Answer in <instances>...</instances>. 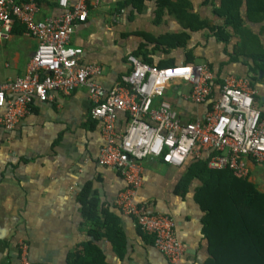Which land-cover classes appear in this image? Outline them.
<instances>
[{"label": "crops", "instance_id": "0c3cea01", "mask_svg": "<svg viewBox=\"0 0 264 264\" xmlns=\"http://www.w3.org/2000/svg\"><path fill=\"white\" fill-rule=\"evenodd\" d=\"M73 1L69 0V3ZM121 1L87 0V18L77 24L70 38L71 45L82 49L81 63H97L102 67V73L96 80L104 89H110L122 75L130 72L129 56L141 60L133 54L141 48L151 58L153 64L145 62L149 65L158 67L159 63L168 60H172L170 65L206 64L221 79L229 74L248 77L255 103L264 106V75L253 78L243 60H229L231 45L225 49L218 46L222 43L208 38L204 51L197 48L192 53L190 49L180 60L166 59L168 55L177 58L174 56L175 48L164 51L163 47H154L155 43L147 41L143 34L158 36L177 31L152 32L151 26L157 27L156 22L161 20L155 19V11L149 28H117L125 19L124 12L133 11L135 14L133 9H136L120 7ZM53 2L46 0L41 3L37 17L59 15L62 8L58 1L57 4ZM148 3L155 10V3L147 1L144 5ZM191 3L193 7L195 3ZM107 8L112 11L111 20L106 17ZM163 17L161 21L180 27L172 15ZM16 24L8 36L0 37V83L22 76L37 46L36 40L21 29L22 25ZM257 29L254 28L255 31ZM138 37L141 42L137 47L129 51L123 48L122 42L129 39L135 42ZM260 39L264 44V35H260ZM110 40L115 46L108 44ZM114 55L117 56L116 64L111 65L108 58ZM196 58L203 61L195 63ZM189 89L184 81H173L168 84L165 96L183 120L194 121L202 117L204 106L189 100ZM90 107L86 87L79 86L69 95L55 91L44 102L35 100L29 112L12 130L0 125V264H20L19 242L27 244L28 256L35 263L70 264V254L81 251L85 241L93 240L88 232L90 225L77 201V195L86 183L91 184L101 211L119 215L125 233L126 248L121 257L107 239L95 241L107 262L170 264L153 244L143 238L134 220L115 207L116 196L126 183L114 169L97 163L102 145L101 129L100 122L91 117ZM127 122V114L120 112L116 129L122 131ZM186 164L178 167L160 159H143L142 184L136 190L134 200L147 212H160L172 218L175 235L184 246L177 264H204L208 257V242L201 231L203 213L192 199V190L197 182L192 183L186 194H182L179 187ZM255 170H258V176L253 174ZM261 176H264V168L252 165L249 179L256 182Z\"/></svg>", "mask_w": 264, "mask_h": 264}, {"label": "built area", "instance_id": "2783aa9c", "mask_svg": "<svg viewBox=\"0 0 264 264\" xmlns=\"http://www.w3.org/2000/svg\"><path fill=\"white\" fill-rule=\"evenodd\" d=\"M57 1L62 8L59 15L38 18L34 0H0V37L8 36L19 23L37 42L24 74L0 83V125L12 130L35 100L44 102L55 91L69 95L85 86L90 115L100 122L97 163L114 169L126 183L115 207L153 236V245L170 264H177L184 246L175 235L172 218L147 212L134 200L142 184L143 159L179 167L208 156L209 168H229L248 177L252 165L264 168V106L255 103L248 77L226 75L216 88L206 64L157 67L133 56L128 57L130 72L104 89L96 80L102 67L81 63L82 49L70 44L75 27L87 18V0ZM173 81L188 84L189 100L204 106L200 119L183 120L167 99L165 91ZM120 112L128 116L122 131L116 129ZM19 250L20 264H44L30 260L25 242H19Z\"/></svg>", "mask_w": 264, "mask_h": 264}, {"label": "trees", "instance_id": "16d2710c", "mask_svg": "<svg viewBox=\"0 0 264 264\" xmlns=\"http://www.w3.org/2000/svg\"><path fill=\"white\" fill-rule=\"evenodd\" d=\"M34 1L38 5L46 2ZM147 1L155 3L157 21L166 14L172 15L185 32L158 36L144 33L147 41L155 43L154 47L160 46L169 51L185 45L190 34L188 31H203L206 38L222 43L225 49L231 45L229 60H243L253 78L264 69V44L260 39L264 33V0H201L202 5L210 6L217 17L216 23L193 13L190 0H122L119 6L140 9ZM53 4H57V0ZM254 24L260 25L257 31L252 26ZM21 29L24 27L21 26ZM232 38L235 39L233 42ZM133 54L153 64L141 48ZM171 61L161 62L158 67L169 66ZM213 74L217 88L222 79L218 73ZM207 157L186 162L188 164L185 163L186 168L179 182L182 194L188 193L192 183L197 182L192 190V199L203 213L201 231L208 242V257L204 264H264V189L258 188L249 177L238 176L229 168H209ZM77 201L90 225L88 232L93 240L85 241L81 251L70 254V264H111L95 241L105 238L119 257L123 255L126 240L119 215L99 209L90 183L83 185ZM136 226L143 238L153 244V236Z\"/></svg>", "mask_w": 264, "mask_h": 264}, {"label": "rangeland", "instance_id": "374dc122", "mask_svg": "<svg viewBox=\"0 0 264 264\" xmlns=\"http://www.w3.org/2000/svg\"><path fill=\"white\" fill-rule=\"evenodd\" d=\"M190 1H193L195 3V4H193L192 12L197 14V16L199 18L209 20L210 23H216L217 22V17L211 12L210 6L208 4L202 5L201 0H190ZM133 10H134L135 14H133V11L130 13L124 12V18L125 19H124L123 23H120L119 25L116 26L117 28H120L121 30H129V29H137V28L146 29L147 27L149 28L148 25H151V22L154 19V17H153L154 8H153V6L148 3V4L143 5L140 9H133ZM106 11H107L106 17H108L111 20L112 11H110L108 8L106 9ZM126 16H129V17L126 18ZM162 18H164V17L162 16ZM162 18H161V20H162ZM161 20L159 22H156V24H158L157 27L156 26L153 27V25L151 26L152 32L163 33L165 31L170 30V31H177V32H180L183 34L185 33L184 30L181 29V27H179L177 24H171V23L169 24V23H165ZM152 24H153V22H152ZM162 24H164V25H162ZM258 27H259V25H258ZM155 28H157L158 30H155ZM254 28L257 29V26L255 24H254ZM189 33H190L189 37L188 38L185 37L186 38L185 45L178 47V49L175 48V50H174V52H175L174 56H176L177 58L173 57L172 55H168L166 57V59H168L169 57H172L174 59L180 60L182 56H185V54L187 52H189L188 50H190V49H191L190 51H192V53L195 52L194 50H196L197 48H200V50H201L200 52H202L203 47H207L206 45H208L209 41H207L208 38H206L204 36L203 31L201 34L199 33V31L189 32ZM261 35L263 36L264 33H262ZM139 39H140V37H138L135 42L130 40V39H129V41L122 42L123 48H125V50H127V51H129L130 49L131 50L134 49L135 47H137V45L140 44L139 42H141V39H140V41H139ZM108 44L110 46H112V45L115 46V44L112 40H110ZM204 44H205V46H204ZM219 45H222V44H218V46ZM142 47H143V45H142ZM192 53H190V54H192ZM196 57H198V56H196ZM108 59L110 61V64L113 65V64H116L117 56L116 55L109 56ZM194 61H195V63H201L203 60L201 58H196ZM253 174L255 176H258L259 175L258 170ZM257 179L258 180H256V182H255L257 184V187L260 189H264V176L258 177Z\"/></svg>", "mask_w": 264, "mask_h": 264}, {"label": "water", "instance_id": "95a60500", "mask_svg": "<svg viewBox=\"0 0 264 264\" xmlns=\"http://www.w3.org/2000/svg\"><path fill=\"white\" fill-rule=\"evenodd\" d=\"M258 75H259V77H261L262 75H264V70H259L258 71Z\"/></svg>", "mask_w": 264, "mask_h": 264}]
</instances>
